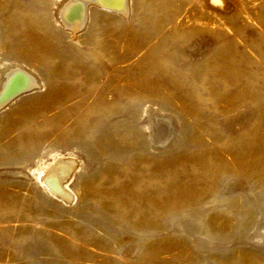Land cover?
Wrapping results in <instances>:
<instances>
[{
  "label": "rangeland",
  "instance_id": "374dc122",
  "mask_svg": "<svg viewBox=\"0 0 264 264\" xmlns=\"http://www.w3.org/2000/svg\"><path fill=\"white\" fill-rule=\"evenodd\" d=\"M68 1L0 0V264H264V0Z\"/></svg>",
  "mask_w": 264,
  "mask_h": 264
},
{
  "label": "bare ground",
  "instance_id": "6f19581e",
  "mask_svg": "<svg viewBox=\"0 0 264 264\" xmlns=\"http://www.w3.org/2000/svg\"><path fill=\"white\" fill-rule=\"evenodd\" d=\"M90 4H96L106 9H117V11H121L120 13L126 12L127 10L126 0H109L106 3L103 0H69L61 10V19L64 20L63 23L71 26L74 30L81 28L86 21V8ZM34 84L35 80L23 69L12 70L10 73H7V79L0 93H3L5 97L11 96V92L23 87H31L32 89ZM17 96L14 95L0 99V106Z\"/></svg>",
  "mask_w": 264,
  "mask_h": 264
},
{
  "label": "water",
  "instance_id": "95a60500",
  "mask_svg": "<svg viewBox=\"0 0 264 264\" xmlns=\"http://www.w3.org/2000/svg\"><path fill=\"white\" fill-rule=\"evenodd\" d=\"M103 1H105V3L107 2V1H109V0H103ZM31 89V87H27V88H25V87H23V88H19V89H17V90H15V91H13V92H11V96H17V95H19V94H22V93H24V92H26V91H28V90H30ZM3 92V91H2ZM11 96H4V94L3 93H0V99H3V98H8V97H11ZM10 101V100H9ZM9 101H7V102H9ZM6 102V103H7Z\"/></svg>",
  "mask_w": 264,
  "mask_h": 264
}]
</instances>
